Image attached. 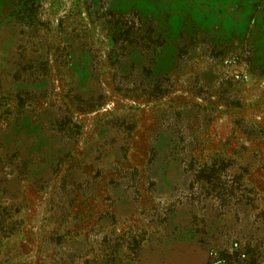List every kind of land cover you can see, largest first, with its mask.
I'll list each match as a JSON object with an SVG mask.
<instances>
[{
  "label": "rangeland",
  "instance_id": "obj_1",
  "mask_svg": "<svg viewBox=\"0 0 264 264\" xmlns=\"http://www.w3.org/2000/svg\"><path fill=\"white\" fill-rule=\"evenodd\" d=\"M0 264H264V0H0Z\"/></svg>",
  "mask_w": 264,
  "mask_h": 264
},
{
  "label": "trees",
  "instance_id": "obj_2",
  "mask_svg": "<svg viewBox=\"0 0 264 264\" xmlns=\"http://www.w3.org/2000/svg\"><path fill=\"white\" fill-rule=\"evenodd\" d=\"M20 4V3H19ZM22 7H23V5L22 4H20L19 5V7H17L16 8V15L18 16L21 12H22ZM111 41H112V44H113V48H114V46H115V38H114V36H111Z\"/></svg>",
  "mask_w": 264,
  "mask_h": 264
}]
</instances>
